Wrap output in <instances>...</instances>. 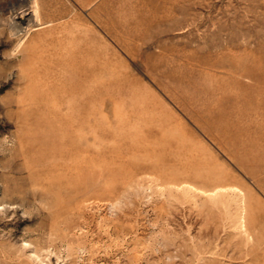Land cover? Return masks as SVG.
<instances>
[{
    "label": "rangeland",
    "instance_id": "rangeland-1",
    "mask_svg": "<svg viewBox=\"0 0 264 264\" xmlns=\"http://www.w3.org/2000/svg\"><path fill=\"white\" fill-rule=\"evenodd\" d=\"M0 264H264V0H0Z\"/></svg>",
    "mask_w": 264,
    "mask_h": 264
}]
</instances>
